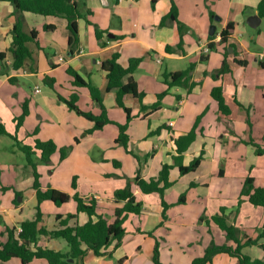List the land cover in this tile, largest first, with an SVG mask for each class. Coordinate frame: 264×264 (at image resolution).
I'll list each match as a JSON object with an SVG mask.
<instances>
[{"label":"crops","instance_id":"obj_1","mask_svg":"<svg viewBox=\"0 0 264 264\" xmlns=\"http://www.w3.org/2000/svg\"><path fill=\"white\" fill-rule=\"evenodd\" d=\"M175 2L179 9L178 18L185 24L182 48L178 47L181 33L177 23L172 20L162 21L171 11L172 0H87V7L84 8L91 11L88 18L92 23L87 22L85 18L78 19L79 44L72 55L68 20L65 17L30 11L17 12L12 2L0 0V52L5 53V57L0 58L2 70L0 98L11 97L10 94L1 93V89L7 84L16 82L18 86L25 85L30 88L33 94L31 97L38 105L37 109L43 104L46 111L49 109L56 116L57 121L68 117L76 118V124L71 122L68 128L70 138L76 140L79 139V133H85L95 137V141L105 147L103 161L109 166L112 165L114 169L109 175L117 176L110 180L114 192H110L109 188L107 192L90 190L87 193L81 192V195L79 193L86 201L92 197L96 199L98 214L112 222L117 207L125 204V201L115 199V187L123 177L130 179L137 200L143 202L141 214H129L125 221L127 233L122 244L115 249L114 242L109 247L113 257L98 256L89 251L83 264H144L142 258L145 244H147L145 257L150 258L154 264L153 251L157 240L163 263L192 264L196 257L204 254L202 255L199 250V255L193 258L194 253H189L191 254H188L189 258L186 251L193 243L199 242L200 237H190V240H186L167 237L164 233V237L154 236L160 234L163 228L170 230L172 225L182 223L179 221L189 214L188 205H198L194 209H202V206L207 205L204 212L207 213L208 204H211L210 200L215 195L229 193L231 185L234 186V193H239L248 175L254 177L255 185L264 186V154H258L255 145L264 148V67L261 66V61L264 62V17L257 9L261 0H175ZM211 13L219 15L220 18L217 19L216 16L213 18ZM254 14L261 17L259 25L255 28L247 21ZM19 15H23L24 29L27 33L32 30L38 32L39 45L36 41H30L28 45L32 51L31 58L22 68L13 69L10 48L13 42V27ZM219 21L222 22L220 28L217 23ZM231 21L235 23V31L228 41L221 42V31ZM213 24L216 25L215 36L209 33ZM47 25L51 28L47 29ZM95 25L103 30V41H107L106 46H102L101 40L97 38ZM110 34L123 37L108 40ZM212 36L214 37L211 38ZM210 43H214L215 48L206 51ZM168 46L174 49L168 50ZM117 51L120 53L119 62L124 67H128L132 58H143L133 74L142 98L133 94L124 96L125 105L131 109L132 116L127 130L129 150L139 155L140 160L115 141L120 133L118 124H125L128 114L118 104L116 92L106 90L107 78L102 62ZM202 55L206 60H202ZM60 57H63L64 61L60 60ZM224 59L228 61L230 71L222 73L219 69ZM236 59L243 60L245 64L238 63ZM192 62L196 63L192 79L197 82L192 90L189 91L187 87L181 85L168 87L164 82L163 72L184 70ZM69 67L102 91L103 103L112 120L102 129L87 133L88 129L93 128L94 121L77 112L79 117H76L71 113L74 110L59 99V95L70 98L71 95L77 94V105L82 110L92 111L94 114H100L102 111L88 87L74 83L73 75L68 72ZM60 70L66 71L70 78V86H63L57 76ZM12 76L16 77L14 81L9 80ZM124 80L127 82L128 76ZM43 81L47 86L43 85ZM57 85L64 90H57ZM220 86L231 109L230 114L220 111L217 100L212 96L213 88ZM164 91H167V94L162 97L161 106L157 110L142 107L157 102L159 94ZM26 97L24 96L25 101L14 113L23 114V105L29 101ZM28 110L23 123L32 127L34 119L29 106ZM200 115L202 118L197 127V136L183 153V163L189 164L202 150L205 151L204 159L195 171L184 175L180 173L178 166L170 170V180L173 184L165 191V198L170 203L165 217L161 195L157 192L143 193L134 184V176L140 165L142 176L150 179L159 175L164 164H174L175 156L178 155L175 140L188 133ZM5 117L11 115L7 110L0 108V122ZM40 117L43 118L44 113H41ZM159 129L161 130L157 132ZM192 182L195 184L191 186ZM122 187L124 186H119L116 190ZM14 193V199L7 203L0 196V243L6 242L9 238L7 228H15L18 233L23 221L34 219L37 215L39 201L35 187L26 197L22 190L16 189ZM183 194L187 195L186 201L179 203ZM73 195L69 202L60 206L70 203L74 199ZM50 201L43 200L40 203L43 213L40 225L48 230H55L63 227L61 220L66 219L71 213L62 212L61 209L55 210L48 203ZM254 206L257 205L245 200L239 209L226 208L228 216L234 210L240 212L242 207L245 210L249 209V214L246 211L242 212L239 221L242 233L253 239L259 235L258 226L264 223L263 207L259 206L263 209L260 211ZM221 207L219 205L218 208H212L206 220L207 224L214 222L212 216L219 213ZM254 213L259 217V221L253 220L251 214ZM58 214L62 217L58 218ZM73 214L76 216L68 221L69 225H82L90 218L86 212H77V207ZM92 217L97 220V215ZM199 218L200 214H196L193 221ZM129 221L130 230L125 225ZM184 224L194 225L195 222ZM212 242H215L214 237L207 246ZM216 243L234 244L232 240ZM185 245L189 246L185 248ZM260 245H264V238H261L257 245L245 246L243 252L253 259L259 258L264 261V248ZM37 247L64 252L70 249L64 238L48 235H41L36 243H32V249L36 250ZM220 254L229 255L219 253L208 264L213 263ZM231 257L236 258L233 264H240L237 257ZM0 264L25 263L14 257L8 261H0ZM27 264L50 263L46 259L35 258Z\"/></svg>","mask_w":264,"mask_h":264},{"label":"trees","instance_id":"obj_2","mask_svg":"<svg viewBox=\"0 0 264 264\" xmlns=\"http://www.w3.org/2000/svg\"><path fill=\"white\" fill-rule=\"evenodd\" d=\"M12 2L16 8L17 12L30 11L42 15H55L62 16L68 20V29L70 31L69 44L70 52L74 55L75 49L79 44V29H78V19L85 18L87 22L92 23L88 18V14L91 11L87 7V0H6ZM173 5L171 11L168 15L164 16L162 21L172 20L178 25L179 31L181 33V40L178 44L179 48H182L184 43L183 34L185 32V24L178 18V6L175 0H172ZM259 14L264 17V0H261L258 7ZM212 17L216 16L215 13H211ZM47 29L51 28L49 25L46 26ZM95 31L97 38L101 40V45L106 46L107 41H103V30L95 25ZM235 31V23L229 22L226 27L221 31V42H226L233 35ZM38 32L32 30L27 33L24 29L23 15H19L16 23L13 27V42L10 48V52L13 57L12 68L20 69L24 66L26 61L31 58L32 51L28 45L30 41H37ZM215 36V35H214ZM212 36L211 38H213ZM122 35H114L113 37H108V40H113L115 38H122ZM39 45V43H38ZM233 46V45H231ZM210 49H214V43L209 44ZM168 50H173V47L168 46ZM227 52V51H226ZM227 53L225 54V56ZM120 53L114 52L111 57L105 59L102 62V68L106 72L107 78V91H115L116 99L120 106H122L128 116L127 122L125 124H118L120 133L116 138V143L121 144L125 149L131 152L138 160H140L139 155L129 150V135L128 127L129 122L132 119L131 109L125 105L124 96L127 94H133L140 99L142 98V93L139 92L137 82L133 76L134 72L137 70L140 62L143 58H132L128 67H124L119 62ZM5 53L0 52V58H4ZM202 60H206V57L202 55ZM238 63L245 64L243 60L236 59ZM3 67V65H1ZM261 66L264 67V62L261 61ZM196 67V63L192 62L184 70L178 71H164L163 78L164 82L168 87H173L177 85L185 86L188 90L197 84L196 81L192 79L193 71ZM2 71V70H0ZM230 71V65L226 59H224L219 72L225 73ZM68 72L73 75L74 83L80 86L88 87L92 97L100 105L102 111L100 114H94L92 111L82 110L77 105L78 96L77 94L71 95L70 98H65L59 95V99L64 101L68 107L76 111L79 115H82L92 121H94V126L88 129L86 132L91 133L97 129H102L106 124L111 123L112 120L108 116L107 109L103 103V93L102 91L91 82L85 81L81 75L74 69L68 68ZM128 76V81L125 82L124 78ZM16 77H10V81H14ZM167 94V91L159 94V100L152 104L151 106L142 105L144 109L150 108L151 110H157L161 106L162 97ZM212 96L217 100L219 104L220 111L225 114H230L231 109L226 103L225 96L223 93V88L214 87L212 90ZM23 114L17 119L20 124L24 121L26 115L28 114V101L23 105ZM202 115L197 118L196 123L193 128L186 134L177 138V151L178 155L175 156L174 164H164L159 175L157 177H151L150 179H145L141 173V165L139 166L136 175L134 176V184L143 193L157 192L161 195L163 215L166 217V211L170 206V203L165 198V191L168 187L173 184L170 180V170L174 166H178L180 173L182 175L195 171L204 159L205 151L202 150L201 153L196 156L189 164L185 165L183 163V153L191 145L197 136V127L200 123ZM161 129L157 130L159 132ZM5 125L0 122V136L6 134ZM79 142V139H76ZM257 147L258 154H264V148L260 145L255 144ZM22 150L25 152L28 164L34 168V175L36 178L34 187L37 191V197L39 204L37 206L38 211L34 219L25 220L22 222V230L16 233L15 228H7L8 240L6 242L0 243V261H8L14 257H18L23 263L27 264L35 258L46 259L50 264H83L84 258L89 251H92L95 255H106L108 257H113V252L109 250V247L115 242L114 248L116 249L122 244L124 237L126 236L127 230L124 226L129 214H141L143 210V202L137 200L136 195L133 191L131 181L128 186L120 188L115 192V199L117 201H125L122 207H117L115 211V218L112 222H109L103 215L97 213V201L94 197L87 199V201L75 193L73 198L77 201V212H86L90 218L89 220L80 225H69L68 221L75 217L76 214H68L67 218L61 220L63 227L48 230L45 226L40 225L43 219V213L40 208V203L43 200H51L57 205L69 202L72 196L61 189L55 187H48L43 189L38 182V173L36 171V163L33 159V155L36 150H40L41 158L45 162H49L53 153H55L59 147L54 140L49 139L42 141L37 139L35 147L29 145L21 146ZM61 159H65L67 156L66 149L60 148ZM116 164V162H115ZM118 164V163H117ZM195 183L192 182L191 186ZM74 186H76V179H74ZM186 194H183L179 203L185 202ZM242 199L248 200L254 205L262 206L264 209V186L255 185L254 177L248 175L244 181L243 188L241 191ZM240 200V202L242 201ZM97 215V220H94L92 216ZM58 218L62 215L58 214ZM228 214L226 213V208L221 207L220 212L212 216V220L226 232L228 240H232L234 244L223 243L217 244L212 242L205 249L203 256L196 257L192 264H208L213 261L215 255L219 253H227L231 256L237 257L240 264H264V261L256 258L253 259L250 255L243 252V248L248 245H257L261 238H264V223L259 230V235L257 238L253 239L246 234L241 235L238 228L229 222ZM41 235H48L54 238H64L69 244V251H56L50 248L37 247L36 250L32 249V243H36ZM264 248V245H260ZM73 258V261L69 259ZM153 262L154 264H165L161 261L160 244L158 240L156 241L154 251H153Z\"/></svg>","mask_w":264,"mask_h":264},{"label":"rangeland","instance_id":"obj_3","mask_svg":"<svg viewBox=\"0 0 264 264\" xmlns=\"http://www.w3.org/2000/svg\"><path fill=\"white\" fill-rule=\"evenodd\" d=\"M217 23L220 28L222 22L219 21ZM57 76L62 81L63 86H70V78L65 70H60V72L57 73ZM42 83L44 86H47L44 81ZM20 86L21 85L18 86L15 82L13 84H7L6 87L1 89L2 94L11 95L10 98H6L7 96L3 99L0 98L1 110H7L8 114L11 115V117H5L3 121H1L5 125L7 131L6 134L0 136V193L2 194L0 196L3 201L7 203L10 199L13 200L15 197L14 190L16 189L22 190V192L25 193V197L30 194L32 189H34L36 181L34 168L28 164L26 154L21 146L29 145L35 147L37 139L42 141L53 139L59 147V149L51 156L49 162L42 160L40 150H36L37 153L35 152L33 155V159L36 163V171L38 173V182L43 189L55 187L64 190L71 195L76 192L81 195V192L87 193L90 190L107 192L109 188L110 192L113 191L110 185V180L115 179L117 176L115 174L112 176L109 175V173L111 174L114 172V169L111 164V166H109L107 162L103 161L105 147H102L97 143L95 137L88 136L85 133H79V143H77L75 139L70 138L68 136L70 132L68 128L71 126V122L76 124V118L68 117L57 121L56 116L49 109L46 111L43 104H40V109H37L38 105L31 97L32 92L30 91V88H27L25 85ZM56 89L59 91L64 90L60 85H57ZM24 96H27L26 98L29 99L28 106L34 119L32 127L29 124H24V121L20 124L17 119L22 114L14 113L15 109L21 106L25 101ZM86 100L87 99H85V101ZM56 103H58V101ZM41 113H44L43 118L40 117ZM71 113L76 115V117H79L78 114H76V111H72ZM60 148L66 149L67 156L65 159H61ZM74 179H76V186L73 185ZM129 180L130 179L127 177L121 178V181L118 182V185L115 187V192L119 186H128L130 182ZM242 188L241 190L239 189V193H234V186L231 185L229 193L215 195L214 198L210 200L211 204H208L209 209H207V213H204L207 205L202 206V209H194L195 206H198L196 204L188 205L187 208L189 211L187 213L191 216L189 214L186 215L184 217L185 219L179 221L182 223L172 225L170 230L163 228L161 233L156 234L154 237H164V233L167 237H179L180 239L183 238L190 240V237L198 236L200 237L199 242L196 241L190 249L187 248L189 250H187L188 252L186 251V256L189 257V255H191L189 253H194V255H192L193 258L200 253L203 255L207 244L212 237H214L215 242L218 243L228 240L226 232L218 225L212 221L210 225L206 223L210 212L213 210L212 208H218L220 205L229 209H233L234 207L239 209L243 202H245V199H242L241 197ZM186 197L187 195L185 198ZM241 199L242 201L240 202ZM17 200H20V196L17 197ZM205 202L206 200L203 201V203ZM48 203H50L55 210L61 209L62 212L68 213L75 212L77 207V201L75 199L62 206L55 205L51 201ZM10 204H12V202ZM243 207L240 212L234 210L228 217L229 222L238 228L241 235H243V230L239 221L241 214L243 211H246V213L249 214V209L247 208L245 210ZM254 207L263 211L259 206ZM196 214H200V218L193 221ZM251 215H253L254 221H259V217L255 213ZM184 222H187L188 224L195 222V224L185 225ZM125 225L128 230H130V221ZM201 225L204 226L202 227ZM209 227L211 228V231H209ZM261 227V225L260 227L258 226V230H260ZM186 246L189 245H185V248ZM146 250L147 244L144 246L142 262L144 264H152L150 258L147 259L145 257ZM235 261L236 258L226 254H220L219 258H215V261L211 264H233Z\"/></svg>","mask_w":264,"mask_h":264},{"label":"water","instance_id":"obj_4","mask_svg":"<svg viewBox=\"0 0 264 264\" xmlns=\"http://www.w3.org/2000/svg\"><path fill=\"white\" fill-rule=\"evenodd\" d=\"M216 18L219 19L220 17H219V16H216ZM260 20H261V17H260L259 15H257V14H254V15H251V16L248 18L247 21H248V24H249L250 26H252V27L255 28V27H257V26L259 25ZM215 32H216V25L213 24V25H211V28H210L209 33H210L211 35H214ZM110 36L113 37L114 35H113V34H110ZM69 260H70V261H73L74 259H73V258H70Z\"/></svg>","mask_w":264,"mask_h":264},{"label":"built area","instance_id":"obj_5","mask_svg":"<svg viewBox=\"0 0 264 264\" xmlns=\"http://www.w3.org/2000/svg\"><path fill=\"white\" fill-rule=\"evenodd\" d=\"M209 49H210L209 47H206L205 50H206V51H209ZM60 60L64 61L63 57H60ZM158 60L160 61V59H158ZM37 90H38V89H37ZM21 230H22V228L20 229V231H21Z\"/></svg>","mask_w":264,"mask_h":264}]
</instances>
